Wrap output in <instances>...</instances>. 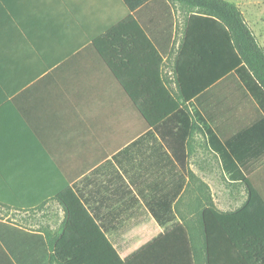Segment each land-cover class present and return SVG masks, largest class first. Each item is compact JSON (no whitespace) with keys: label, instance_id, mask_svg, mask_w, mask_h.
Segmentation results:
<instances>
[{"label":"crops","instance_id":"0c3cea01","mask_svg":"<svg viewBox=\"0 0 264 264\" xmlns=\"http://www.w3.org/2000/svg\"><path fill=\"white\" fill-rule=\"evenodd\" d=\"M130 17L144 39L123 38L117 78L95 41ZM187 19L168 0H0V264H65L57 247L101 235L124 264H195L208 156L241 184L204 123L223 142L259 112L233 75L183 95Z\"/></svg>","mask_w":264,"mask_h":264},{"label":"trees","instance_id":"16d2710c","mask_svg":"<svg viewBox=\"0 0 264 264\" xmlns=\"http://www.w3.org/2000/svg\"><path fill=\"white\" fill-rule=\"evenodd\" d=\"M121 1L131 11L147 0ZM168 1L188 16L177 62L183 95L195 97L221 78L233 75L259 112L255 122L223 142L204 123L210 149L229 178L246 187L247 200L235 212L224 213L212 206L201 212V233L191 236L194 263L264 264V196L249 177L255 172L252 163L264 157V52L239 9L228 1ZM135 33L144 37L130 17L95 41L99 56L117 78L122 40ZM101 237L103 245L76 246L73 252L57 247L56 254L61 260L75 259L65 264H124L115 248Z\"/></svg>","mask_w":264,"mask_h":264},{"label":"rangeland","instance_id":"374dc122","mask_svg":"<svg viewBox=\"0 0 264 264\" xmlns=\"http://www.w3.org/2000/svg\"><path fill=\"white\" fill-rule=\"evenodd\" d=\"M226 1L239 9L247 26L264 52V0ZM225 89L228 88L225 87ZM246 107L249 110V118L244 122L251 121L254 118L251 107L249 105ZM208 157L207 166H202L203 169H208L211 173L208 179L209 183L206 185L208 190V206L219 208L226 212L237 211L247 200L246 187L242 183L231 184L221 172L217 159H213L211 156ZM197 168L200 169V166ZM254 170L255 172L250 176V179L264 196V157L257 161L254 165Z\"/></svg>","mask_w":264,"mask_h":264}]
</instances>
